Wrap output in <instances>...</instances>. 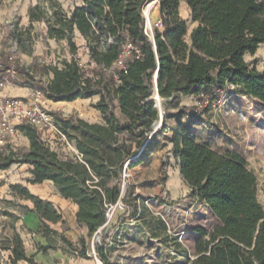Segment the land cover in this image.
<instances>
[{
    "label": "trees",
    "instance_id": "obj_1",
    "mask_svg": "<svg viewBox=\"0 0 264 264\" xmlns=\"http://www.w3.org/2000/svg\"><path fill=\"white\" fill-rule=\"evenodd\" d=\"M146 1L152 0H81L70 13L56 7L50 15L33 5L29 23L43 21L49 38L67 40L72 57L60 65L34 61L26 66L5 46L1 48L0 80L40 89L52 102L98 95L94 108L102 118L101 123H90L52 112L55 126L74 143L80 160L77 155L60 157L49 149L40 132L25 124L19 125V132L27 137L28 148L0 153V169L27 164L32 167L29 183L52 181L60 196L77 204L75 222L86 230L85 237L79 238L80 247L49 226L64 223L53 203L31 194L22 183L10 184V193L31 202L32 208L22 206L24 213L38 216L32 232L45 238L47 245H38L44 252L57 238L71 253L84 258L106 221L105 205L120 200L126 210L121 219L126 213L127 217L137 215L136 196L129 187L121 195V175L125 164L128 168L138 164L153 148L154 139H147L159 117L150 97L157 72L158 96L165 103L192 96L200 105L182 106L166 115L179 126L172 140L179 175L189 196L214 218L209 228L200 224L191 228L193 256L180 249L186 264H264V206L257 196V175L242 154L217 150L193 130L196 122L206 126L209 104L205 106V102L218 101L230 87L257 99L264 108V66L257 70L251 66L254 61L244 59L264 44V0H157L160 26L154 28L153 39L144 31L142 5ZM180 2L187 5L195 24L190 30L179 14ZM74 30L86 41L94 64L90 69L74 57ZM6 33L4 30L2 42ZM128 45L123 67H112ZM11 68L14 75L7 72ZM49 74L48 80H42ZM158 225L165 227L159 220ZM6 248L11 249L13 262L37 264L26 254L20 236L15 235ZM95 249L102 264H111L102 241Z\"/></svg>",
    "mask_w": 264,
    "mask_h": 264
},
{
    "label": "rangeland",
    "instance_id": "obj_2",
    "mask_svg": "<svg viewBox=\"0 0 264 264\" xmlns=\"http://www.w3.org/2000/svg\"><path fill=\"white\" fill-rule=\"evenodd\" d=\"M80 3L81 0H0V50L5 46L13 57L26 66L32 65L34 61L45 65H60L64 59L70 60L72 55L67 40L49 38L47 25L43 21L29 23L28 14L35 4L50 15L56 7L70 13L73 7ZM142 6V16L148 26L146 31L151 37L154 28L160 26L159 6L157 0L146 1ZM144 8L149 10V24L146 22ZM179 14L183 19L186 17L190 30L195 24L190 21L184 2H180ZM4 30L7 33L5 41L2 42ZM72 40L77 47L74 53L77 62L86 69L92 68L94 64L90 62L87 54L86 41L81 36H75L74 32ZM256 50L253 55L246 54L244 59L248 62L254 61L251 66L262 70L264 44L259 45ZM49 77L50 74L42 76V80ZM152 84L155 85L153 82ZM230 90L227 95L221 94L218 101L205 102V106L209 104L204 116L206 126L196 122L193 123V130L199 139L208 140L217 150L229 146L242 152L249 167L258 177L257 196L264 206V109L257 100L242 97L231 87ZM150 97L154 103L160 105L162 119L160 120L161 116L158 114L157 127L152 126L151 129V132H154L150 138L154 139L153 148L138 164L127 167L123 186L124 191L127 186L136 196L137 215L127 217L126 213L125 218L121 219L126 210L120 200L115 205H105L106 221L93 236L84 258L71 253L70 247L57 238L45 252L41 251L38 245L43 244L35 243L37 235H41L32 232L22 220V216L26 214L22 205L32 206L31 202L13 196L9 188L13 183L29 185V175L24 166L21 168L20 165L13 164L10 171L1 169L3 176L0 178V264H27L24 260L13 262L11 249L6 248L11 246L15 235L20 236L26 254L37 264H102L95 249L100 241L104 244V251L111 264H186L187 260L180 249H185L188 255L193 256L195 240L191 228L199 223L209 228L214 218L210 216V212L205 213L207 211L202 204L189 196V188L179 175L178 162L173 155L172 146L179 126L173 117L167 118L166 115L170 116L167 112L175 113L182 106L200 105L197 99L191 97H179L165 103L160 97L156 98L154 89ZM92 101L93 98L84 101L77 107V112L61 109L59 113L95 121L97 111ZM51 110L55 111L52 108ZM237 110L240 113H236ZM148 134L150 135V132ZM14 140V143H7L1 154L9 152L11 148L15 150L23 147L19 134ZM158 220L165 227L158 225ZM54 227L61 229L68 240L80 247L79 238L85 237L86 230L76 224L72 212L65 215L63 224H54ZM101 236L104 237L103 240Z\"/></svg>",
    "mask_w": 264,
    "mask_h": 264
},
{
    "label": "crops",
    "instance_id": "obj_3",
    "mask_svg": "<svg viewBox=\"0 0 264 264\" xmlns=\"http://www.w3.org/2000/svg\"><path fill=\"white\" fill-rule=\"evenodd\" d=\"M185 18L186 17H184V19ZM74 34L77 37H79V36L82 37V35L77 30H74ZM82 39L85 40L83 37H82ZM30 90H31V88L27 87V86H19V85L16 86V85H13L11 83H6L0 90V97H2V96H15V97L26 96V95H28L30 93ZM241 96L242 97H247V96L242 95V94H241ZM190 97L192 99H194L192 96H190ZM92 98H93L92 102H94V105H95L96 101L98 99V95L93 96L91 98H80V99H76L74 101H65V102H52V101L49 100V103L51 105V108L53 110H55V112L59 113V110L66 109L69 112H71L73 110V113H74V112L79 111V110H77V107L81 106V104L84 101L91 100ZM247 98H250V97H247ZM250 99L253 100L255 98H250ZM255 100H257V99H255ZM96 111H97V115L95 116L96 117L95 121H88L87 119H85V120L90 122V123H101L102 122V118L100 117L99 111L97 109H96ZM62 116L65 117V116H68V115H65V116L62 115ZM19 135L21 137L22 146L24 148H28L29 141H28L27 137L22 135L20 132H19ZM42 139L45 141L46 145L49 147L50 150L52 149V150L56 151L59 154V156L62 157V158H65L66 156H73V155H76L78 153L77 149H75V145H74L73 142L68 141L66 138L63 139L62 137H60V135L56 134L55 131H53L52 129L44 132L42 134ZM14 141H15L14 139L11 140L12 143H14ZM14 145H16V144H14ZM11 149L14 150L13 148H11ZM224 149H229V150H232V151H235L237 153L242 154V152L240 150L232 149L229 146L224 147ZM12 165H10L9 168L6 169V170L10 171L11 168H12L11 167ZM20 166H21V168H22V166H24V168L27 170V173L29 175L27 178L30 179V177H31L30 170L32 169V167L27 165V164H20ZM20 183H18V184H20ZM13 184H16V183H13ZM25 186L28 188V190L30 191L31 194H33L35 196L37 195V196H39V197H41V198L53 203L55 208L62 213L64 221H65V215H68L70 212H72L74 214V218H75V214H76V211H77V208H78L77 204L72 202L70 199L66 200L62 196H60V194L58 193L57 188L55 187V185H54V183L52 181L45 180L42 183H36V184H31L30 183L29 185H25ZM27 206L29 208H32L31 205H27ZM206 211L207 212H205V213L210 212V210L208 208H206ZM210 216H212L211 212H210ZM22 220L24 221V224H26V226L28 228L32 229L33 231L36 230L38 222H39L38 216H36V214L28 212L27 214L22 216ZM54 224L61 225L63 223L62 222H57V223L51 224L53 226V227L51 226L52 228H54V229H56V230H58L59 232L62 233L61 229H59L57 227H54ZM200 225H203V224H200ZM35 243L36 244L40 243V244L46 245L45 239L42 236H39V235H37V238L35 239Z\"/></svg>",
    "mask_w": 264,
    "mask_h": 264
},
{
    "label": "built area",
    "instance_id": "obj_4",
    "mask_svg": "<svg viewBox=\"0 0 264 264\" xmlns=\"http://www.w3.org/2000/svg\"><path fill=\"white\" fill-rule=\"evenodd\" d=\"M159 23H156V25ZM144 31L147 34L146 28H144ZM129 51L130 46L128 45L122 51L118 60L113 63L112 67L122 68L123 60L128 55ZM7 72L14 75L12 68L8 69ZM6 83L4 78H2L0 80V88ZM230 110L234 112L232 108H230ZM52 112L49 100H47L43 92L37 88H31L30 93L26 96L0 97V153L3 152L7 143L19 134V125H29L40 132V134L52 129L56 134L65 139V136L59 132L54 124ZM236 113L240 112L237 110ZM77 158L80 160V156L77 155ZM126 168L127 164H125L121 175L122 187L125 185ZM2 176L3 170L0 169V178H2Z\"/></svg>",
    "mask_w": 264,
    "mask_h": 264
},
{
    "label": "water",
    "instance_id": "obj_5",
    "mask_svg": "<svg viewBox=\"0 0 264 264\" xmlns=\"http://www.w3.org/2000/svg\"><path fill=\"white\" fill-rule=\"evenodd\" d=\"M145 27H146V25H145ZM151 37H152V35H151ZM152 39H153V37H152ZM156 81H157V72L155 73L154 78H153V83L155 84L154 87H153V89H154L155 94L158 96ZM158 97H159V96H158ZM155 108L157 109L158 114L161 116V118H160V120H161V119H162V115H161L160 112H159V104H158V103H155ZM153 126H156V122H154ZM156 127H157V126H156ZM148 135H149V134H148ZM153 135H154V132L151 133V134L148 136V139H147V140H150V138H151ZM123 192H124V189H123V187H122V190H121V195H122V196H123Z\"/></svg>",
    "mask_w": 264,
    "mask_h": 264
},
{
    "label": "bare ground",
    "instance_id": "obj_6",
    "mask_svg": "<svg viewBox=\"0 0 264 264\" xmlns=\"http://www.w3.org/2000/svg\"><path fill=\"white\" fill-rule=\"evenodd\" d=\"M148 8H144V14L146 15V17H147V24H149V22H148V16H149V14H148ZM148 28V26H146V29ZM154 87V86H153ZM156 98L158 99V96L156 95ZM159 110H160V105H159ZM158 123H159V121H158ZM157 123V124H158ZM152 133V132H151Z\"/></svg>",
    "mask_w": 264,
    "mask_h": 264
}]
</instances>
